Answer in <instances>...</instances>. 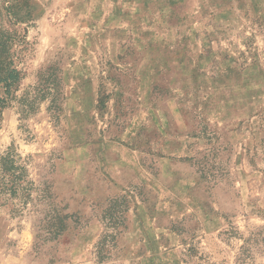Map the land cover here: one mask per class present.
I'll use <instances>...</instances> for the list:
<instances>
[{
    "label": "rangeland",
    "instance_id": "obj_1",
    "mask_svg": "<svg viewBox=\"0 0 264 264\" xmlns=\"http://www.w3.org/2000/svg\"><path fill=\"white\" fill-rule=\"evenodd\" d=\"M0 25L25 40L0 264H264V0H0Z\"/></svg>",
    "mask_w": 264,
    "mask_h": 264
},
{
    "label": "trees",
    "instance_id": "obj_2",
    "mask_svg": "<svg viewBox=\"0 0 264 264\" xmlns=\"http://www.w3.org/2000/svg\"><path fill=\"white\" fill-rule=\"evenodd\" d=\"M6 11L7 15L12 17L14 21L19 20L18 15L12 10L6 9ZM20 39L21 40H19L16 31L3 29L0 25V107L10 104L11 101L16 99V91L18 90L21 80L25 76L23 70L18 68L15 63L18 52L23 50L21 48L16 52L15 45H23L25 43L24 39ZM15 156L16 155L11 149H8L0 156V198L1 195L5 194L13 197L22 189L21 184L24 182V167L15 163ZM1 205L0 202V206ZM65 227L66 225L61 222L54 236L60 231L62 232ZM54 236L52 238H54Z\"/></svg>",
    "mask_w": 264,
    "mask_h": 264
}]
</instances>
